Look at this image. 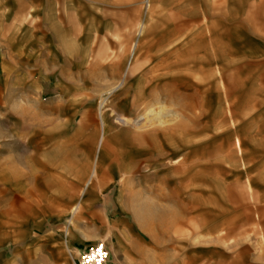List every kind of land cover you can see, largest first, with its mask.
I'll return each instance as SVG.
<instances>
[{"label": "rangeland", "instance_id": "374dc122", "mask_svg": "<svg viewBox=\"0 0 264 264\" xmlns=\"http://www.w3.org/2000/svg\"><path fill=\"white\" fill-rule=\"evenodd\" d=\"M153 10L149 20L144 0H0V50L25 59L20 69L0 68V264H72L85 240L106 245L108 264H264V0H155ZM133 43L142 63L180 48L170 72L180 74L168 84L198 117L156 135L159 159L138 155L123 130L112 142L120 161L102 162L97 207L69 225L79 191L62 189L73 180L64 164L91 167L83 128L97 141L101 100L104 116L133 114L141 74L119 96L104 95ZM176 58L154 59L144 77ZM132 166L126 188L140 194L117 195L118 173ZM56 196L60 206L50 209L45 201ZM130 203L154 208L137 223Z\"/></svg>", "mask_w": 264, "mask_h": 264}, {"label": "crops", "instance_id": "0c3cea01", "mask_svg": "<svg viewBox=\"0 0 264 264\" xmlns=\"http://www.w3.org/2000/svg\"><path fill=\"white\" fill-rule=\"evenodd\" d=\"M154 2L155 0H144V4L146 7L147 14L150 12V15L148 16V19H151L152 13H154ZM146 25V20L142 22L139 26V31L137 33L138 37H141L144 34ZM178 27V26H177ZM176 27V28H177ZM188 42L194 43V36H188ZM162 44L170 42L169 38L167 36H161ZM177 40V38L175 39ZM174 40V41H175ZM173 42V41H171ZM137 44H132L130 48V53L126 59L125 65L123 67V71L121 73V78L116 82L115 86L111 89H109L107 92L112 91L109 96L114 95V97H117L120 95L119 93H115V90L125 85L126 81L133 77L134 75L141 74V77L139 78L142 80L141 83L137 85V90L134 94V98L132 101V107H133V114H121L118 115L115 113L114 110H110L109 113L104 116V130L103 127L99 121V133L97 141L95 140V134L96 132L90 133V127L85 126L83 130L87 133L86 135V144L88 146V151H91L93 149V158H92V164L91 167H82V161H76L73 160L72 162H66L65 169L68 171L70 176L72 177V183H68V181L63 183L61 181L62 189L69 188L72 195L76 193V191H79V197L77 202L72 206L70 210V216L71 218L68 220L69 225H73V220L79 219V215L82 214V211L90 210L92 208H96V200H93L94 196L97 195V193L102 192V188L100 186V181L103 179L104 172H103V161H120V156L122 153H119L116 148L113 147L112 142L116 141L120 137V133L124 130L128 133V144L131 145L134 149H138V155L140 156H147L149 155V158L155 157V158H162L164 155L160 152L159 145L156 140V135L159 133H162L170 128H178L182 127L184 120L192 119L195 117H198L196 114L195 108L193 105H189L188 103L184 102V99H187V95L184 96L181 94V92H178L176 89H174L172 86H170L168 83L167 76L175 77L179 75V72H173L174 68H178V55L180 53V48L178 46H175L174 48L164 49L157 54L149 55L146 57V62H141V58L139 55L136 54V46ZM194 47H191L190 51L188 50V56L185 57L184 62L187 64H193L194 63ZM23 52L16 51L10 47H4L2 50H0V68L2 70L5 69H20L21 64L25 62V59L21 56ZM177 57V58H176ZM176 58V62H170L167 63L166 71L162 74L153 75L151 77H144L143 72L147 65H149L154 59L160 60V61H167L168 59ZM118 65V69H120V65ZM153 69V68H152ZM151 69V70H152ZM133 71V72H132ZM188 75L187 73L183 76ZM167 81V82H165ZM150 82V83H149ZM114 89V90H113ZM128 89V87H127ZM127 89H123L122 91H127ZM161 89V90H160ZM104 95H106V93ZM127 93V92H126ZM162 105L165 107L172 108L175 113L178 115V119L172 123L168 124L162 127H147L144 129H138L137 127H134L132 125H121L117 126L114 123H110V116L118 117V118H124L129 120L130 122H135L140 115L144 112L148 106H157ZM109 119V120H108ZM115 128H119L118 132H113ZM96 141V142H95ZM101 141V142H100ZM234 153L239 158L238 161H241V166L239 165L238 173H242V166L243 161L241 158V141L238 136H235L234 142ZM141 148H143L141 150ZM154 153V154H153ZM133 154L126 155V159L128 161H134ZM229 154L230 151H229ZM232 155V154H231ZM180 153H176L175 157L172 158L173 160L178 158V161H180L181 164L187 162V156L182 157ZM233 158V157H232ZM138 161V160H137ZM136 169L134 170V167H131V171L129 170L127 174L124 173H118L119 177V183L120 188L116 192L117 195H123L125 193H133L134 196H137L140 194V191L135 189L134 187L126 188L127 184H132L133 180L135 179L136 175ZM84 175V176H83ZM128 175V176H126ZM143 176H148V174H144ZM86 177L84 180L83 178ZM83 181V185L80 190H78V185L80 182ZM59 193V192H58ZM59 195V194H58ZM62 197V196H61ZM61 197H47L46 201L49 208L51 207H58L60 206V201H62ZM44 201V200H43ZM32 202V201H31ZM30 202V203H31ZM50 208V209H51ZM128 208L133 214L134 221L137 223H141L142 219L144 218L145 214L149 215L152 208H154L150 204H135L130 203ZM78 214L77 217L76 214ZM74 226V225H73ZM94 240H85L82 241V244L77 245V252H81L84 249H86L89 245L92 244Z\"/></svg>", "mask_w": 264, "mask_h": 264}, {"label": "bare ground", "instance_id": "6f19581e", "mask_svg": "<svg viewBox=\"0 0 264 264\" xmlns=\"http://www.w3.org/2000/svg\"><path fill=\"white\" fill-rule=\"evenodd\" d=\"M133 72V71H132ZM114 90V89H113ZM112 91H109L106 93V96H109ZM105 100H101L99 103V107L97 110H99V121L103 127L104 130V113L103 109L105 108ZM178 115L175 113V111L170 107H165L162 105L157 106H148L144 110V112L140 115V117L135 122H130L127 119L124 118H118L114 116H110L114 119V124L117 126L121 125H132L134 127H137L138 129H144L147 127H162L168 124L174 123L178 117ZM101 142V141H100Z\"/></svg>", "mask_w": 264, "mask_h": 264}, {"label": "built area", "instance_id": "2783aa9c", "mask_svg": "<svg viewBox=\"0 0 264 264\" xmlns=\"http://www.w3.org/2000/svg\"><path fill=\"white\" fill-rule=\"evenodd\" d=\"M109 252L103 242H95L79 252L72 264H108Z\"/></svg>", "mask_w": 264, "mask_h": 264}]
</instances>
